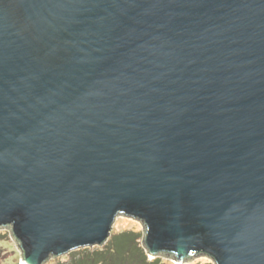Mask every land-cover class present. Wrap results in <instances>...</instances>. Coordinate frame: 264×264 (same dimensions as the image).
I'll return each mask as SVG.
<instances>
[{
    "label": "water",
    "instance_id": "95a60500",
    "mask_svg": "<svg viewBox=\"0 0 264 264\" xmlns=\"http://www.w3.org/2000/svg\"><path fill=\"white\" fill-rule=\"evenodd\" d=\"M120 216L264 264V0H0V229L46 264Z\"/></svg>",
    "mask_w": 264,
    "mask_h": 264
},
{
    "label": "rangeland",
    "instance_id": "374dc122",
    "mask_svg": "<svg viewBox=\"0 0 264 264\" xmlns=\"http://www.w3.org/2000/svg\"><path fill=\"white\" fill-rule=\"evenodd\" d=\"M122 218L123 219H130V220L140 224V227H138L136 225H132V226H129L127 228L117 229L115 227V224H114L110 239L114 235H116L120 232H123V231H134V232L141 233L143 236L144 229H143L141 222H139L135 219L127 218L125 216L118 217L116 219V221L118 219H122ZM109 240L103 246L80 248V249L73 250L67 254L61 255L59 257H55V258L53 257L46 264H80V262H82L83 256H86L89 253L93 254L94 252H98V251L106 249L105 247L109 244ZM139 241L141 242V245H142V238ZM148 258L151 261L158 259L163 264H179L175 260H173L172 258H168V257H164V256L157 257V258L148 256ZM21 260H22V252H21V249H20L17 241L13 238L11 230L9 228L0 229V264H22ZM184 263H186V264H188V263L189 264H213L212 260L208 257H205V256L198 257V258H195L189 262H184Z\"/></svg>",
    "mask_w": 264,
    "mask_h": 264
},
{
    "label": "trees",
    "instance_id": "16d2710c",
    "mask_svg": "<svg viewBox=\"0 0 264 264\" xmlns=\"http://www.w3.org/2000/svg\"><path fill=\"white\" fill-rule=\"evenodd\" d=\"M141 238L138 232H120L109 240L106 249L83 256L80 264H163L158 259L149 260Z\"/></svg>",
    "mask_w": 264,
    "mask_h": 264
},
{
    "label": "bare ground",
    "instance_id": "6f19581e",
    "mask_svg": "<svg viewBox=\"0 0 264 264\" xmlns=\"http://www.w3.org/2000/svg\"><path fill=\"white\" fill-rule=\"evenodd\" d=\"M132 225H136V226H138V227H140V224H138V223H136V222H134V221H132V220H130V219H118L117 221H116V223H115V227L117 228V229H120V228H127V227H129V226H132ZM177 263H179V264H186V263H181V262H178V261H176ZM189 264V263H188Z\"/></svg>",
    "mask_w": 264,
    "mask_h": 264
}]
</instances>
